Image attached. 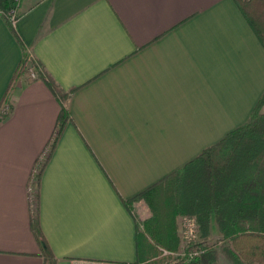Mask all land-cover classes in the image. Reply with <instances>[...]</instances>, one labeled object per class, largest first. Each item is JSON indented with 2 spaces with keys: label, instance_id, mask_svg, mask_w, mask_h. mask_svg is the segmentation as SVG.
<instances>
[{
  "label": "crops",
  "instance_id": "1",
  "mask_svg": "<svg viewBox=\"0 0 264 264\" xmlns=\"http://www.w3.org/2000/svg\"><path fill=\"white\" fill-rule=\"evenodd\" d=\"M19 13L13 30L0 12V264H45L35 222L56 264H143L144 199H123L249 119L264 46L236 0H23ZM29 54L41 77H15ZM49 79L74 91L34 212L63 106Z\"/></svg>",
  "mask_w": 264,
  "mask_h": 264
},
{
  "label": "trees",
  "instance_id": "2",
  "mask_svg": "<svg viewBox=\"0 0 264 264\" xmlns=\"http://www.w3.org/2000/svg\"><path fill=\"white\" fill-rule=\"evenodd\" d=\"M242 13L264 46V0H236ZM20 0H0V12L14 30L10 13ZM17 17L20 13L17 12ZM27 55V54H26ZM23 57L18 77L27 60ZM23 68V69H22ZM50 86L63 101L57 131L51 149L69 120L68 101L74 89L64 92L52 80ZM264 95L249 119L222 140L207 147L179 170L153 184L132 200H125L130 210L136 199H144L151 217L140 228L137 221V253L143 264H164L180 249L176 219L187 215L199 229L201 254L184 264H219L217 250L211 244V221L215 219L224 252L233 264H264ZM5 113L0 110V120ZM42 248L45 264H56L57 257L36 222L33 225ZM165 251L167 253H165Z\"/></svg>",
  "mask_w": 264,
  "mask_h": 264
},
{
  "label": "built area",
  "instance_id": "3",
  "mask_svg": "<svg viewBox=\"0 0 264 264\" xmlns=\"http://www.w3.org/2000/svg\"><path fill=\"white\" fill-rule=\"evenodd\" d=\"M11 21L13 24L17 21V14L16 12L10 13ZM24 71L27 74V76L30 79H37L41 77V72L39 69V66L37 65L33 55L29 54L24 66ZM10 110V106L8 104H4L2 106V112L7 113ZM51 147H47L45 151L40 155V158L33 170V175L31 178V183L29 185V193L31 196V202L33 205L34 212H36V204H37V194H38V181L39 176L42 170L43 165L45 164L49 153H50ZM183 228L182 231L183 235L187 238L188 246L192 248V251H190L188 254V257H194L200 252H202V246L200 245V239H199V229L198 225L194 218L185 216L183 220ZM199 247V250H196L195 248Z\"/></svg>",
  "mask_w": 264,
  "mask_h": 264
},
{
  "label": "rangeland",
  "instance_id": "4",
  "mask_svg": "<svg viewBox=\"0 0 264 264\" xmlns=\"http://www.w3.org/2000/svg\"><path fill=\"white\" fill-rule=\"evenodd\" d=\"M23 0H20L19 6L16 9V13L20 11L21 3ZM262 111H264V106L262 108ZM135 215L137 218V221L139 223L140 228L143 227V223L151 217L152 213L151 210L149 209L148 203L143 200L142 205H138L137 211H135ZM187 215H179L176 219V223L178 226V234L180 236L181 244H180V249L177 251H174L172 253L168 252V255H171L169 257L168 261L165 262L164 264H184L188 261L189 257L188 254L190 251H192V248L188 246L187 238L183 235L182 231L184 230L183 228V220L184 217ZM209 241L211 244H214V247L217 250V259L219 264H233L227 257L224 252V248L226 246V242L222 240L221 234L218 230L211 232V236L209 238ZM203 248V247H201ZM196 250H199V247L195 248ZM165 253H167L165 251ZM201 254V252H200ZM198 256V254L196 255ZM195 256V257H196ZM194 258V257H193Z\"/></svg>",
  "mask_w": 264,
  "mask_h": 264
}]
</instances>
